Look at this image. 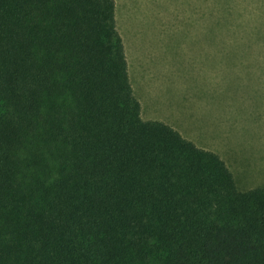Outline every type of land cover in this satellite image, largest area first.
<instances>
[{"label": "trees", "instance_id": "1", "mask_svg": "<svg viewBox=\"0 0 264 264\" xmlns=\"http://www.w3.org/2000/svg\"><path fill=\"white\" fill-rule=\"evenodd\" d=\"M0 264H264V186L143 118L115 0H0Z\"/></svg>", "mask_w": 264, "mask_h": 264}, {"label": "rangeland", "instance_id": "2", "mask_svg": "<svg viewBox=\"0 0 264 264\" xmlns=\"http://www.w3.org/2000/svg\"><path fill=\"white\" fill-rule=\"evenodd\" d=\"M115 1L136 97L219 154L238 188L264 186V41L213 24V0Z\"/></svg>", "mask_w": 264, "mask_h": 264}, {"label": "crops", "instance_id": "3", "mask_svg": "<svg viewBox=\"0 0 264 264\" xmlns=\"http://www.w3.org/2000/svg\"><path fill=\"white\" fill-rule=\"evenodd\" d=\"M117 8H118V6H117V4H116V14H117ZM117 18V24H118V17H116ZM129 74H130V70H129ZM130 76H131V74H130ZM131 81H132V79H131ZM138 83V82H137ZM133 88H134V86H133ZM135 89V88H134ZM134 91V90H133ZM136 96V95H135ZM138 99V98H137ZM139 101H140V103H141V108H142V115H144V114H146V116H147V119H154V120H161V121H164V122H166V123H168L169 122V120H167V116L166 115H159L157 112H155V113H153V109L154 108H152V107H150L146 102H145V100L143 99V98H140V96H139V99H138ZM156 117H160V118H156ZM168 124H170V123H168ZM171 125V124H170ZM172 127H174L173 125H171ZM175 128V127H174ZM176 129V128H175ZM184 136V135H183ZM185 137V136H184ZM185 138H187V137H185ZM187 139H189V138H187ZM189 140H191V139H189ZM191 141H193V140H191ZM194 141H196V140H194ZM193 141V142H194ZM195 144H197L196 142H194ZM198 146H200L199 144H197ZM200 147H202V148H205V149H209V150H211L210 148H206V147H203V146H200Z\"/></svg>", "mask_w": 264, "mask_h": 264}]
</instances>
